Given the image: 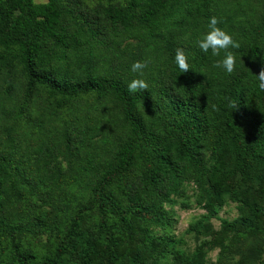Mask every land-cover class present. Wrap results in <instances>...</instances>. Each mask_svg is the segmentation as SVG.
<instances>
[{
  "label": "trees",
  "instance_id": "1",
  "mask_svg": "<svg viewBox=\"0 0 264 264\" xmlns=\"http://www.w3.org/2000/svg\"><path fill=\"white\" fill-rule=\"evenodd\" d=\"M120 1L115 5L107 0L101 8L105 21L120 34L111 43L119 41L127 49L129 41L136 39L133 47L139 52L161 50L177 70L166 82L156 79L158 72L150 71L152 89L129 93L130 80L120 70L105 73L100 69L96 33L71 16L67 0L39 4L34 0H0V77L5 82V94L11 95L16 80H21L24 102L19 108L42 100L47 113H41L50 118L81 100L111 99L125 134L109 162L90 182L84 203L77 206L60 233L53 264H62L63 256L65 264H145L140 255L146 241L143 227L150 223L168 226L170 219L142 199L159 194L158 186L165 177H181L173 154L199 167V144L207 136L214 139L218 150L232 154L236 171L245 178L252 174V162L261 164L264 182V108H257L258 102L264 103V91L258 89L255 77L264 67V0ZM212 16L220 18L219 26L239 41L236 55L243 69L223 79L217 98L207 100L199 77L191 70L180 71L171 48L200 39L207 33ZM71 66L80 72L72 75ZM22 110L20 114L26 116ZM2 133L0 258L9 257L12 264H36L34 256L18 244L20 226L6 211L11 196H25L29 181L21 176L23 171L8 153L12 136L7 130ZM63 138L70 151L69 134L65 132ZM91 166L87 159L85 168ZM250 211L264 222V204H253ZM92 216L94 229L82 241L81 231ZM247 228L245 225L244 233L262 232ZM173 264L191 263L176 255Z\"/></svg>",
  "mask_w": 264,
  "mask_h": 264
},
{
  "label": "rangeland",
  "instance_id": "2",
  "mask_svg": "<svg viewBox=\"0 0 264 264\" xmlns=\"http://www.w3.org/2000/svg\"><path fill=\"white\" fill-rule=\"evenodd\" d=\"M46 1L34 0L38 4ZM67 2L71 16L96 33L98 62L103 72L120 70L131 81L138 77L131 72V65L147 61L144 76L139 78L145 79L152 89L150 71L158 72L156 79L162 82L170 80L171 72L177 71L165 52L155 49L139 52L133 47L136 39L129 41L127 49L119 41L111 43L120 34L103 18L101 8L107 0H102V4L100 0ZM113 2L121 3L120 0ZM198 40L182 48L189 54L190 70L207 90V100H215L222 80L228 75H238L243 63L236 49H232L237 56L233 73L213 67L223 58V52L219 57L211 51L204 53L196 43ZM171 49L176 53L177 48ZM79 72L75 66L70 67L72 75ZM23 87V82L17 79L14 90L7 96L4 79L0 77V141L5 148L2 132L7 130L13 138L8 153L14 165L23 171L21 176L29 181L28 190L23 192L25 196H11L12 203L6 211L20 226L16 240L27 254L34 256L32 260L36 264H53L60 233L77 206L84 203L90 182L109 162L125 134L117 123L120 113L111 99L81 100L65 113L50 118L45 117L46 103L42 100L34 101L26 109L19 108L24 102ZM257 108H264V103L258 102ZM21 110L26 116L24 112L20 114ZM65 132L69 134L70 151L64 146ZM198 154L199 167L173 154L181 177H165L158 186L159 194H148L142 199L150 208L163 210L170 219L168 226L150 223L143 227L146 241L140 255L144 263L173 264L179 255L191 264H264V222L250 211L251 205L264 204L261 164L252 162V174L245 178L236 171L232 154L218 150L209 136L199 144ZM87 159L92 161V166L86 169ZM222 221L237 229L227 228ZM94 223V216L85 223L82 241L93 231ZM245 225L246 230L262 232L244 233ZM158 244L163 247L158 248ZM6 250H9L7 245ZM61 262L65 264V256ZM0 264L12 262L6 257L0 258Z\"/></svg>",
  "mask_w": 264,
  "mask_h": 264
},
{
  "label": "clouds",
  "instance_id": "3",
  "mask_svg": "<svg viewBox=\"0 0 264 264\" xmlns=\"http://www.w3.org/2000/svg\"><path fill=\"white\" fill-rule=\"evenodd\" d=\"M221 23L222 20L220 18L212 16L209 19L207 33L203 34L196 43L199 49L204 53H209V51H211L213 56L219 57L221 56V52H223V58L217 60L213 67H222L227 73L231 74L236 70L237 64V56L232 49H239L241 45L239 41L234 39L232 34L225 28L219 26ZM185 38L187 39V35ZM189 58V54L184 48L180 47L176 49L175 62L182 73H186L190 70ZM147 66V61H136L131 65V72L137 73L138 77L132 79L128 83L127 89L129 93H136L149 89L148 82L143 78H139L144 76V69L147 68ZM255 77L258 89L264 91V67L261 68L258 74H255ZM232 107L235 109L237 105L233 104Z\"/></svg>",
  "mask_w": 264,
  "mask_h": 264
}]
</instances>
